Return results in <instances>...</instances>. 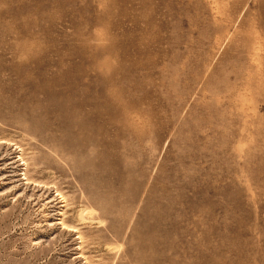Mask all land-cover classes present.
<instances>
[{"label": "rangeland", "instance_id": "374dc122", "mask_svg": "<svg viewBox=\"0 0 264 264\" xmlns=\"http://www.w3.org/2000/svg\"><path fill=\"white\" fill-rule=\"evenodd\" d=\"M258 1L72 0L70 53L3 48L0 264H264Z\"/></svg>", "mask_w": 264, "mask_h": 264}, {"label": "crops", "instance_id": "0c3cea01", "mask_svg": "<svg viewBox=\"0 0 264 264\" xmlns=\"http://www.w3.org/2000/svg\"><path fill=\"white\" fill-rule=\"evenodd\" d=\"M71 1L0 0V54L21 52L3 49L9 47H34L38 50L30 52L37 54L70 53L66 48L72 46V39L82 37L73 34ZM76 4H80V0H76ZM245 11L247 17L243 23L250 33L247 37H259L254 33L264 32V0L249 6Z\"/></svg>", "mask_w": 264, "mask_h": 264}, {"label": "bare ground", "instance_id": "6f19581e", "mask_svg": "<svg viewBox=\"0 0 264 264\" xmlns=\"http://www.w3.org/2000/svg\"><path fill=\"white\" fill-rule=\"evenodd\" d=\"M23 154V153H22ZM23 158V157H22ZM26 162V161H25ZM26 164H28V163H26ZM28 180V179H27ZM32 181V180H31Z\"/></svg>", "mask_w": 264, "mask_h": 264}]
</instances>
